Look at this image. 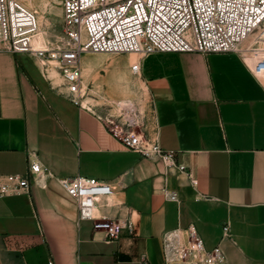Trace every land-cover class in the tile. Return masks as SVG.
<instances>
[{
    "label": "crops",
    "instance_id": "crops-1",
    "mask_svg": "<svg viewBox=\"0 0 264 264\" xmlns=\"http://www.w3.org/2000/svg\"><path fill=\"white\" fill-rule=\"evenodd\" d=\"M135 55L125 58L129 69ZM243 55L158 52L140 62L136 80L154 100L159 144L193 186L161 160L126 149L31 55L0 49V174L24 173L30 156L54 176L0 198V264H164L162 232L189 224L208 249L221 245L227 264H264V76L250 69L264 52ZM95 59H80L83 78ZM76 175L111 184L97 214L122 226L130 220L132 231L123 226L108 241L79 218L56 180Z\"/></svg>",
    "mask_w": 264,
    "mask_h": 264
},
{
    "label": "built area",
    "instance_id": "built-area-1",
    "mask_svg": "<svg viewBox=\"0 0 264 264\" xmlns=\"http://www.w3.org/2000/svg\"><path fill=\"white\" fill-rule=\"evenodd\" d=\"M29 1L0 0V49L31 55L51 85L54 76L49 73L56 70L64 96L79 106L87 87L80 65L86 52L135 53L138 59L130 65L135 75L141 60L158 52H264V0H61V31L44 49L33 45L39 22ZM246 40L250 43L244 48ZM255 68L264 73V57ZM139 89L138 98H105L90 109L126 149L161 160L196 185L186 166L174 161V151L160 146L154 100ZM51 177L45 165L29 156L24 173L0 174V198L26 192L31 182L44 187V179ZM56 180L75 200L78 217L92 220L108 241L117 239L123 226L132 231L130 220L122 226L97 214L101 199L113 194L111 184L84 175ZM164 193L178 201L176 192ZM222 236H230L227 222ZM160 240L164 264H227L221 245L208 249L193 224L166 230ZM137 264L149 262L142 259Z\"/></svg>",
    "mask_w": 264,
    "mask_h": 264
},
{
    "label": "rangeland",
    "instance_id": "rangeland-1",
    "mask_svg": "<svg viewBox=\"0 0 264 264\" xmlns=\"http://www.w3.org/2000/svg\"><path fill=\"white\" fill-rule=\"evenodd\" d=\"M31 2V6L35 9L39 22V32L34 40L46 46L45 44L53 41L55 36L61 31V0H31ZM249 43L250 40H246L242 46L245 48ZM249 54L251 53L245 52L244 56ZM87 55L96 57V64L84 74L87 86L85 98L83 97L84 103L93 108V106L105 103V98L112 100L139 97L140 89L137 84L136 75L130 72L125 59L128 53H104L100 57H97L99 54L86 52L82 54V57ZM135 57H137V54ZM110 62H118V67L113 66V63L110 64ZM49 76H54V79L59 81L56 70H50ZM262 80L264 81V79Z\"/></svg>",
    "mask_w": 264,
    "mask_h": 264
},
{
    "label": "bare ground",
    "instance_id": "bare-ground-1",
    "mask_svg": "<svg viewBox=\"0 0 264 264\" xmlns=\"http://www.w3.org/2000/svg\"><path fill=\"white\" fill-rule=\"evenodd\" d=\"M31 0L28 2V4L29 5H31ZM33 45L35 46V47H37V48H41V49H44L45 48V46L44 45H42L40 42H38V41H36V40H34L33 41ZM96 54H99V55H97V57H100L101 56V54H104V53H96ZM129 54H134L135 55V53H129ZM128 56V55H127ZM130 58V57H129ZM259 59H251V64H252V66H253V69H254V71L256 72V74L257 75H259V76H264V73L261 71V70H256V68H255V64H256V62L258 61ZM85 70H86V68H84ZM83 69V70H84ZM83 74H85V72L83 73ZM84 79V78H83ZM84 82H85V79H84ZM86 84V83H85ZM99 93V92H98ZM84 97V96H83ZM85 98V97H84ZM88 98V97H87ZM89 99V98H88ZM92 100V99H91ZM82 102H83V98L81 99V104H82Z\"/></svg>",
    "mask_w": 264,
    "mask_h": 264
}]
</instances>
